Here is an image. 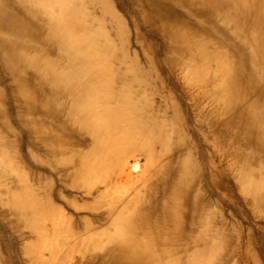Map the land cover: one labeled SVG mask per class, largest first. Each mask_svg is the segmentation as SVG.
<instances>
[{"label": "bare ground", "instance_id": "bare-ground-1", "mask_svg": "<svg viewBox=\"0 0 264 264\" xmlns=\"http://www.w3.org/2000/svg\"><path fill=\"white\" fill-rule=\"evenodd\" d=\"M118 1L0 0V264H264V0Z\"/></svg>", "mask_w": 264, "mask_h": 264}, {"label": "rangeland", "instance_id": "rangeland-1", "mask_svg": "<svg viewBox=\"0 0 264 264\" xmlns=\"http://www.w3.org/2000/svg\"><path fill=\"white\" fill-rule=\"evenodd\" d=\"M120 2V0L118 1V3H117V11L118 12H120V13H124L122 10H123V7L122 6H120V4H121V2ZM125 2H127V1H125ZM123 4V3H122ZM123 6H125L126 7V4L124 3L123 4ZM125 14V13H124ZM133 32V31H132ZM131 32V40H132V43H131V48L132 49H135L136 48V46H135V43H133V41L135 40L134 39V35H135V30H134V32L132 33ZM225 212L227 213V215L229 214V212H231V209L230 208H228L227 209V207L225 208ZM22 259V262H21V260L19 259V261L22 263V264H26L27 263V260H25V258H21Z\"/></svg>", "mask_w": 264, "mask_h": 264}]
</instances>
